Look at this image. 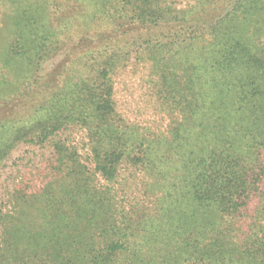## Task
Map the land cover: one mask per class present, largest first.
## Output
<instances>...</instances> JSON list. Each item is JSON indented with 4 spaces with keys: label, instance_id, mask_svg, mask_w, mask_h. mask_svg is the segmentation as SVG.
Segmentation results:
<instances>
[{
    "label": "trees",
    "instance_id": "obj_1",
    "mask_svg": "<svg viewBox=\"0 0 264 264\" xmlns=\"http://www.w3.org/2000/svg\"><path fill=\"white\" fill-rule=\"evenodd\" d=\"M0 264H264V0H0Z\"/></svg>",
    "mask_w": 264,
    "mask_h": 264
}]
</instances>
